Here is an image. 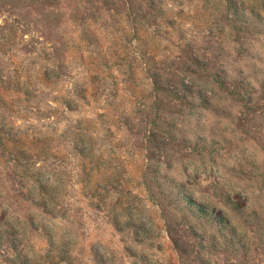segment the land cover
<instances>
[{
    "label": "rangeland",
    "instance_id": "1",
    "mask_svg": "<svg viewBox=\"0 0 264 264\" xmlns=\"http://www.w3.org/2000/svg\"><path fill=\"white\" fill-rule=\"evenodd\" d=\"M0 264H264V0H0Z\"/></svg>",
    "mask_w": 264,
    "mask_h": 264
},
{
    "label": "trees",
    "instance_id": "2",
    "mask_svg": "<svg viewBox=\"0 0 264 264\" xmlns=\"http://www.w3.org/2000/svg\"><path fill=\"white\" fill-rule=\"evenodd\" d=\"M48 1L51 0H2V4L15 7L21 3L25 6L32 2ZM155 179L164 199L158 203L160 208L164 203H168L173 210V217L176 220L181 219L183 223L187 224L194 236L201 235L206 238L211 248H214L218 243V236H234V228L229 224L230 220L225 212L216 205L196 197L187 184L170 180L168 187H166L160 178L156 177ZM148 191L150 198L158 202L156 194L150 188H148ZM206 226L213 228L209 235L204 234ZM202 228L204 231H202Z\"/></svg>",
    "mask_w": 264,
    "mask_h": 264
}]
</instances>
